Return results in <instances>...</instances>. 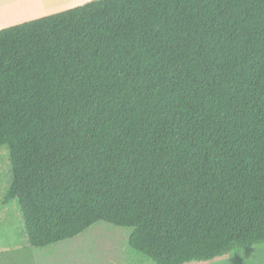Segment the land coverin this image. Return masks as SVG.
<instances>
[{
  "label": "trees",
  "instance_id": "trees-1",
  "mask_svg": "<svg viewBox=\"0 0 264 264\" xmlns=\"http://www.w3.org/2000/svg\"><path fill=\"white\" fill-rule=\"evenodd\" d=\"M28 243L99 222L155 264L264 242V0H100L0 30V146Z\"/></svg>",
  "mask_w": 264,
  "mask_h": 264
},
{
  "label": "rangeland",
  "instance_id": "rangeland-1",
  "mask_svg": "<svg viewBox=\"0 0 264 264\" xmlns=\"http://www.w3.org/2000/svg\"><path fill=\"white\" fill-rule=\"evenodd\" d=\"M100 0H1L10 11L1 24L8 28ZM13 181V166L7 145L0 146V264H155L131 250L132 229L99 222L78 237L35 248L29 245L23 213L16 201L4 204ZM24 229H21L20 226ZM186 264H264V242L248 255L228 254L214 261Z\"/></svg>",
  "mask_w": 264,
  "mask_h": 264
},
{
  "label": "crops",
  "instance_id": "crops-1",
  "mask_svg": "<svg viewBox=\"0 0 264 264\" xmlns=\"http://www.w3.org/2000/svg\"><path fill=\"white\" fill-rule=\"evenodd\" d=\"M1 1V0H0ZM82 6V5H81ZM62 12V11H61ZM60 13V12H59ZM55 14H57V13H55ZM52 15H54V14H52ZM5 16H10V11L8 10V9H5L4 7H0V30H2V29H5V28H3L2 26H1V24L5 21L4 20V17ZM50 16V15H49ZM30 21H32V20H30ZM29 22V21H28ZM26 23V22H25ZM7 28V27H6ZM9 28V27H8ZM20 228L21 229H24L23 228V226L21 225L20 226Z\"/></svg>",
  "mask_w": 264,
  "mask_h": 264
}]
</instances>
